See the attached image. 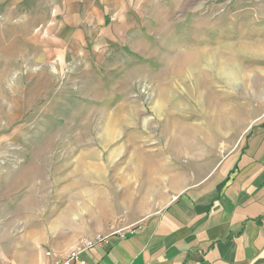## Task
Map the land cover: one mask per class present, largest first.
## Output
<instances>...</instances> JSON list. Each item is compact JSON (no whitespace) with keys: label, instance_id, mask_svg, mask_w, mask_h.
I'll return each instance as SVG.
<instances>
[{"label":"rangeland","instance_id":"1","mask_svg":"<svg viewBox=\"0 0 264 264\" xmlns=\"http://www.w3.org/2000/svg\"><path fill=\"white\" fill-rule=\"evenodd\" d=\"M70 7L0 0V264L137 226L220 177L264 122V0H103L115 27L90 30L85 48L64 44ZM200 50L226 52L227 121L173 146L169 119L204 127L196 70L179 68ZM138 158L156 169L138 171Z\"/></svg>","mask_w":264,"mask_h":264},{"label":"crops","instance_id":"2","mask_svg":"<svg viewBox=\"0 0 264 264\" xmlns=\"http://www.w3.org/2000/svg\"><path fill=\"white\" fill-rule=\"evenodd\" d=\"M68 2L71 15L64 44L85 48L90 30L103 33L106 28L109 35L115 27L102 20L103 0H98V11L96 1L84 0L87 16L83 18L76 17L80 7H74V0ZM89 42L97 51L98 40ZM223 168L220 177L210 176L177 193L137 226L105 235L79 260L85 264H264V122L251 128L244 149ZM72 249L50 251L63 257ZM51 260L39 254L27 264Z\"/></svg>","mask_w":264,"mask_h":264},{"label":"bare ground","instance_id":"3","mask_svg":"<svg viewBox=\"0 0 264 264\" xmlns=\"http://www.w3.org/2000/svg\"><path fill=\"white\" fill-rule=\"evenodd\" d=\"M225 53L226 52L220 50L211 53L209 50H203L202 52L200 50L191 56V62H183L180 65V69L185 68L184 72L187 71V68L189 69L188 65H191V68H195L196 70L191 83L193 90L191 93L195 98L194 101H197V103L203 108L204 115L202 118V126L204 127L187 126L184 129L183 127L176 126V121L174 119H169L167 124L169 122L173 127V129L170 130L173 132L171 142L173 146L185 145L190 136L196 138L201 134H205L207 137L208 134H211L212 132L218 133L225 126L227 121L225 103H223L222 100L223 96L218 91L216 92L217 84H227L228 82H231L233 76V72L230 71V67L226 62ZM202 58L206 60H202ZM187 76L191 77V73L187 72ZM166 128L169 129L170 127ZM193 141L195 140L193 139ZM144 161L145 160L142 158L136 160V169L138 171L150 174L156 169L155 161H150L147 165L143 164Z\"/></svg>","mask_w":264,"mask_h":264},{"label":"built area","instance_id":"4","mask_svg":"<svg viewBox=\"0 0 264 264\" xmlns=\"http://www.w3.org/2000/svg\"><path fill=\"white\" fill-rule=\"evenodd\" d=\"M104 238L105 237L100 234H96L90 238H84L80 240L79 243L75 245L74 248L63 257H58L51 251H47L44 254L48 258H52L49 264H85L84 262L79 260L78 256L82 252L94 248L96 245H98V243L103 241Z\"/></svg>","mask_w":264,"mask_h":264}]
</instances>
